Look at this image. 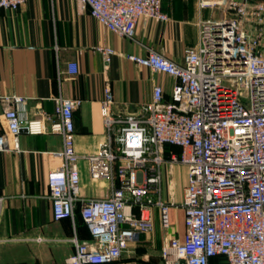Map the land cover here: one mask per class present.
<instances>
[{
  "label": "built area",
  "instance_id": "obj_1",
  "mask_svg": "<svg viewBox=\"0 0 264 264\" xmlns=\"http://www.w3.org/2000/svg\"><path fill=\"white\" fill-rule=\"evenodd\" d=\"M25 1L0 0V9ZM77 1L128 38L139 18L169 19L162 0ZM198 4L216 15L199 20L197 42L184 49L182 60L151 48L146 55L127 56L176 78L168 95L155 84L138 113L113 114L114 96L104 87L105 134L94 152L75 150L72 111L81 100L55 98L49 130L61 136L62 146L52 153L60 164L46 174L52 218L73 220L78 210L90 233L89 240L71 237L67 264L119 259L138 234L153 230V206L163 230L171 223L172 206L184 211L183 237L162 235L161 264H208L218 255L227 264H264V0ZM99 50L107 67L114 50ZM65 71L74 74L76 64L67 63ZM0 101L6 123L0 151L19 150V135L39 129L20 112L21 95L0 94ZM79 158L91 178L109 180L107 197L80 196ZM175 163L186 171L180 204L171 189L168 200L162 196L163 166Z\"/></svg>",
  "mask_w": 264,
  "mask_h": 264
},
{
  "label": "crops",
  "instance_id": "obj_2",
  "mask_svg": "<svg viewBox=\"0 0 264 264\" xmlns=\"http://www.w3.org/2000/svg\"><path fill=\"white\" fill-rule=\"evenodd\" d=\"M162 10L168 20L139 18L134 37L128 38L99 23L77 0H26L17 8L0 9V94L21 95L20 112L39 129L19 135V150L0 151V264H67L74 250L71 237L90 239L78 210L73 220H54L47 198V171L60 164L52 153L62 146L61 136L49 130L55 98L81 100L72 111L73 141L76 152L86 154L94 152L104 138L105 86L114 96L113 114L138 113L140 105L150 101L155 84L168 95L176 78L127 56H143L151 48L180 61L184 49L197 42L199 20L216 13L200 8L198 0H162ZM104 47L114 50L107 67L99 50ZM69 62L76 64L74 74L65 71ZM4 131L0 101V132ZM77 165L80 196L107 197L109 180L91 178L83 158ZM162 196L168 200L169 193ZM151 216L153 230L138 234L122 256L109 264H161L162 235L183 237L184 211L181 206L170 208L166 230L156 206ZM208 264L227 261L218 255Z\"/></svg>",
  "mask_w": 264,
  "mask_h": 264
},
{
  "label": "rangeland",
  "instance_id": "obj_3",
  "mask_svg": "<svg viewBox=\"0 0 264 264\" xmlns=\"http://www.w3.org/2000/svg\"><path fill=\"white\" fill-rule=\"evenodd\" d=\"M186 183V171L183 165L167 164L163 166L162 191L168 197L169 190L174 192L176 203L180 204L182 189Z\"/></svg>",
  "mask_w": 264,
  "mask_h": 264
}]
</instances>
